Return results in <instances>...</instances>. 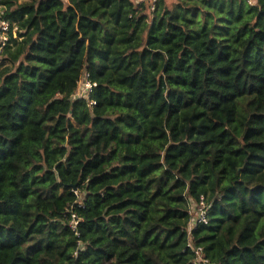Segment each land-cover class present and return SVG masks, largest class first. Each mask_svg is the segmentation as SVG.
<instances>
[{"label": "trees", "instance_id": "1", "mask_svg": "<svg viewBox=\"0 0 264 264\" xmlns=\"http://www.w3.org/2000/svg\"><path fill=\"white\" fill-rule=\"evenodd\" d=\"M148 2L0 0V264H264V0Z\"/></svg>", "mask_w": 264, "mask_h": 264}, {"label": "built area", "instance_id": "2", "mask_svg": "<svg viewBox=\"0 0 264 264\" xmlns=\"http://www.w3.org/2000/svg\"><path fill=\"white\" fill-rule=\"evenodd\" d=\"M156 0H154L155 2ZM248 3L253 4V0H248ZM6 7L0 4V56L3 53L5 47L7 46L10 40V33H12L13 37H16L17 27L13 26L11 22L5 18ZM13 26V27H12ZM96 83L90 80V75L86 71H84L81 75V78L78 82V87L76 92L73 95V98H89L90 92L94 87H96ZM89 104L92 105L94 102L89 101ZM73 192L80 197V192L76 189ZM68 212L70 213V228L75 232L76 236H79L78 232V224L80 219L76 215L73 210V207L68 208ZM208 205L206 204L204 198H201L199 202L192 201L189 205V215L190 222L187 227L188 232V247L194 253V263L195 264H215L209 261L204 255V249L202 247H197L192 243V232L193 230L200 224L208 223Z\"/></svg>", "mask_w": 264, "mask_h": 264}, {"label": "rangeland", "instance_id": "3", "mask_svg": "<svg viewBox=\"0 0 264 264\" xmlns=\"http://www.w3.org/2000/svg\"><path fill=\"white\" fill-rule=\"evenodd\" d=\"M20 2H22V1H26V0H19ZM149 2H148V5H149V7H151V9H152V7H153V5H154V0H148ZM169 3H171L172 2V0H167Z\"/></svg>", "mask_w": 264, "mask_h": 264}]
</instances>
